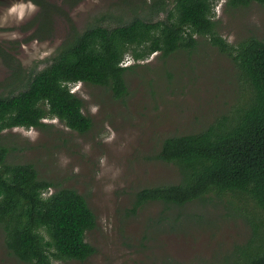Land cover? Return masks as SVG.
Segmentation results:
<instances>
[{"label": "rangeland", "instance_id": "374dc122", "mask_svg": "<svg viewBox=\"0 0 264 264\" xmlns=\"http://www.w3.org/2000/svg\"><path fill=\"white\" fill-rule=\"evenodd\" d=\"M49 1L66 16H53L50 32H42L50 35L42 41H26L30 33L19 28L35 7L24 4L22 14L0 9V43L15 56L17 62L9 63L24 78L50 61L69 33V18L82 31L103 13L128 19L152 0H79L72 6ZM226 1H215L217 33L233 45L251 36L264 40V5L251 1L231 7ZM195 37L194 48L166 57L154 52L134 60L126 54L123 65L133 67L125 72L123 97H114L104 86L71 84L92 122L84 133L51 117L42 120L46 125L41 128L1 132L7 162L32 164L39 178L52 181L56 188L76 190L95 215V226L85 233L95 252L85 260L52 264H222L253 236L248 216L258 208L247 197L211 195L212 201L169 210L156 201L135 207L138 190L178 180L176 167L156 158L164 138L198 132L230 115L251 95L232 58L209 37ZM12 69L0 60V94L6 95L17 83ZM0 264H28L8 251L1 230Z\"/></svg>", "mask_w": 264, "mask_h": 264}, {"label": "trees", "instance_id": "16d2710c", "mask_svg": "<svg viewBox=\"0 0 264 264\" xmlns=\"http://www.w3.org/2000/svg\"><path fill=\"white\" fill-rule=\"evenodd\" d=\"M37 1L44 12L34 19L49 33L53 16L66 13L59 6L48 8L44 0ZM65 1L69 6L79 2ZM215 1L152 0L128 19L103 13L82 31L69 18V33L50 61L26 78L12 69L9 62H17L15 57H3L17 83L6 95L0 94V134L13 127L41 128L48 117L84 133L92 122L83 113V100L70 90L71 84L104 86L114 97H123L127 93L124 75L133 67L121 64L126 54L134 60L154 52L166 57L178 49L194 48L195 36L209 37L238 65L251 95L230 115L216 118L198 132L164 138L156 158L173 164L178 180L138 190L135 207L156 201L169 210L212 201L211 195L250 198L258 208L248 216L253 236L222 264H264V40L251 36L237 45L228 43L216 31ZM251 1L264 5V0L226 3L238 7ZM30 37L25 40L35 36ZM7 154L8 148L0 144V230L8 251L28 264L85 260L92 255L95 248L86 242L85 233L95 226L96 218L85 197L39 178L32 164L7 162Z\"/></svg>", "mask_w": 264, "mask_h": 264}, {"label": "flooded vegetation", "instance_id": "af4514ba", "mask_svg": "<svg viewBox=\"0 0 264 264\" xmlns=\"http://www.w3.org/2000/svg\"><path fill=\"white\" fill-rule=\"evenodd\" d=\"M17 1L18 0H0V9L1 8L7 9L9 7V5L16 3ZM19 1H22L23 2L22 4H32V5H34V7L36 9L33 12V14L31 15L30 19H27L24 22L25 24L20 26L19 28L23 32H29L30 33L27 37L35 36L32 38L30 37L31 38L30 40H37V37H41L43 35L42 34L43 30L41 29V26L39 25V23L37 21L38 16H40V14L44 12V10L42 8L43 5L41 6L37 0H19ZM41 1H43V0H41ZM44 2H45L44 6L48 7V8H52L53 5L58 6L54 2H51L49 0H44ZM63 2H64V0H63ZM34 18H37V19H34ZM33 22H35V24L29 25ZM0 46L4 49V54L2 56L0 55V60H3V57H5V58L7 57L8 59L11 58V56L15 57L12 53L10 54V52L7 51V49L5 47H3L1 43H0Z\"/></svg>", "mask_w": 264, "mask_h": 264}, {"label": "clouds", "instance_id": "9594fccd", "mask_svg": "<svg viewBox=\"0 0 264 264\" xmlns=\"http://www.w3.org/2000/svg\"><path fill=\"white\" fill-rule=\"evenodd\" d=\"M28 7L31 9V8H34V5H32V4H28ZM24 8H25V5L22 4V3H19V4H17V3H13V4L9 5V7L7 8V11H8L9 13L16 12V13H18V14H22ZM123 61H124V60H123ZM123 61L121 62V64H123ZM70 90H72L71 85H70ZM72 91H73V90H72Z\"/></svg>", "mask_w": 264, "mask_h": 264}, {"label": "built area", "instance_id": "2783aa9c", "mask_svg": "<svg viewBox=\"0 0 264 264\" xmlns=\"http://www.w3.org/2000/svg\"><path fill=\"white\" fill-rule=\"evenodd\" d=\"M123 65V64H122Z\"/></svg>", "mask_w": 264, "mask_h": 264}]
</instances>
